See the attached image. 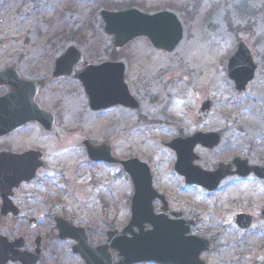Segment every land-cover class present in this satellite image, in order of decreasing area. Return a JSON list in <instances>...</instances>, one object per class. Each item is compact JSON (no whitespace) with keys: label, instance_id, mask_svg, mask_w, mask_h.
I'll list each match as a JSON object with an SVG mask.
<instances>
[{"label":"rangeland","instance_id":"1","mask_svg":"<svg viewBox=\"0 0 264 264\" xmlns=\"http://www.w3.org/2000/svg\"><path fill=\"white\" fill-rule=\"evenodd\" d=\"M129 7L175 12L185 28L178 48L166 54L153 48L147 38H137L116 49L113 36L105 32L101 9ZM239 41L249 46L258 64L257 75L244 92L236 90L227 74ZM71 44L93 63L124 59L126 80L141 105L92 111L76 79L50 83L42 93L43 102L59 116L47 144L50 157L61 160L45 172L58 188L68 191L71 212L75 211L70 219L89 230L93 245L105 242L107 230L127 223L128 178L121 167L91 163L85 139L110 144L119 158L151 160L154 169L172 183L177 181L171 170L174 152L164 145L174 137L203 129L227 130L238 132L236 140L245 149L264 146V0H0V52L27 53V60L44 57L51 62ZM205 100L212 103L210 118L201 111ZM225 146L223 142L221 148ZM61 168L64 179L58 176ZM91 177L101 186L102 211L82 213V202L94 200L97 194L83 188ZM251 187L243 191L241 209L257 212L264 196ZM229 207H223L224 217L217 211L219 220L230 217L235 208ZM4 222L0 233L10 239L54 233L42 264H84L72 252L73 242L57 238L53 220H40L35 231L28 228V219ZM221 237L222 255L210 254V264H264L263 232L242 237L230 230Z\"/></svg>","mask_w":264,"mask_h":264},{"label":"water","instance_id":"2","mask_svg":"<svg viewBox=\"0 0 264 264\" xmlns=\"http://www.w3.org/2000/svg\"><path fill=\"white\" fill-rule=\"evenodd\" d=\"M108 34L114 35V44L124 46L138 36H147L151 42L160 49L174 50L182 41L184 27L177 15L170 11L144 13L136 8L125 11H102ZM85 62L84 70L74 71V66ZM229 76L235 81L240 91L246 89L248 83L254 78L257 64L254 62L250 50L244 42L239 44L238 50L229 61ZM6 71H0V74ZM125 66L122 62H103L98 65L86 62V58L76 46H70L66 52L56 60L53 77L63 75L79 78L89 96L90 106L94 110L108 108L117 104L137 108L138 101L132 96L124 79ZM10 81L0 79V86L11 84L15 87L12 93L1 98L0 122L4 129L11 130L30 120L41 119L38 105L35 103V93L24 89V84L16 79ZM24 90V91H23ZM211 102L202 104L204 114L211 113ZM220 142L218 133H197L192 137L177 138L168 144L178 155L176 170L186 177L188 183H198L208 189L218 186L221 179L226 176L225 166L220 165L215 172H205L193 165L194 147L201 144L213 148ZM85 145L89 156L93 160H102L109 163H120L134 179L136 194L134 197L135 210L131 222L122 230L108 232V240L104 245L93 247L87 231L74 226L70 221L57 218L59 238L76 241L73 252L79 254L86 264H137L143 262H156L158 264H206L200 258L203 251L209 249V241L203 237L187 236L188 226L185 227L178 220H170L162 214L155 215L152 208L146 209L141 197L148 190H152L151 174L148 165L138 158L118 159L112 155V148L103 144L94 146L86 141ZM5 158L0 162V172L10 171V182L5 184L0 178V188L5 185L12 186L13 181L20 182L31 179L35 174V167L30 165L22 167L31 154ZM3 164V165H2ZM238 173L245 175L255 172L264 178V169L260 167L245 166L238 163ZM144 208L139 211V206ZM151 224V228L146 224ZM252 217L241 214L237 224L242 228H249ZM35 226V220L30 221V228ZM138 230L135 231L134 228ZM41 246L42 241H38ZM26 241L19 238L10 242L7 237L0 235V264L9 261L22 264H37L41 257L21 251ZM116 252L119 260L114 261L112 252ZM41 251L38 250V254Z\"/></svg>","mask_w":264,"mask_h":264},{"label":"flooded vegetation","instance_id":"3","mask_svg":"<svg viewBox=\"0 0 264 264\" xmlns=\"http://www.w3.org/2000/svg\"><path fill=\"white\" fill-rule=\"evenodd\" d=\"M44 54L46 53H40V55ZM54 67L55 60L48 62L44 57H38L36 60H27V53L0 52V71H6L0 74V79L1 77L5 81H10V78L16 79V81L25 83L24 89L28 92H36L35 103L40 107L38 110L41 112L39 118H44V120L34 119L11 130L4 129L0 122V162L9 157L8 154L23 155L25 153H33V156L31 155L22 167L27 168L28 165H32L36 168V175L33 179H26L20 183L13 181L12 186L5 185L0 188V223L9 220L35 219L37 220L35 228L38 229L40 220L51 219L54 221L57 217L70 219L75 213V211L71 212V206L67 199L68 191L62 187V184H60L62 189L58 188V185L54 183V178L48 173L49 170L53 169L51 164L60 158L50 157L49 143L47 144L50 135L54 133L58 124L59 116H56V113L53 111L54 109L48 107L43 102L42 93L50 83L73 79L67 76L52 77ZM81 68L82 66L76 67L77 70H81ZM48 72L51 73L46 75ZM13 89L15 90V87H11V84L1 85L0 97L11 93ZM207 117L210 118V116ZM52 119L53 124L51 125ZM198 132H217L220 135L221 142L218 146L209 148L197 145L193 156V164L199 166L204 171L214 172L221 164L226 166L225 172L227 175L219 182V185L215 189L210 190L198 183H188L184 175L175 171L174 166L177 157L174 153L171 160V170L172 174L177 177V181L172 183L163 174L158 173L154 169L151 160H145L150 167L154 190L146 191L144 194H141V197L146 204V209H150L151 207L155 214H163L169 219L180 221L185 227L188 226L189 236H204L207 238L210 241V247L201 254V258L204 259L206 264H210V254L216 253L219 256L222 255L220 253L222 245H218V242L223 240L221 236H224L230 230L242 237L264 233V201L261 203V206L259 205L257 212L241 209L244 198L243 191L246 190L247 186H252L251 188L258 191L261 197L264 196V178L258 176L253 171L242 175L238 173L237 166L238 163H245V166H257L264 169V146L257 144L250 149L243 148L240 142L236 140L238 132L228 133L227 130L215 131L203 129L194 131L192 135ZM226 134H229V137ZM185 136L189 135L185 134ZM223 142L226 143V146L221 148ZM198 149L203 150L206 155L200 153ZM89 161L93 164H102L94 162L91 159ZM59 162L61 163V160ZM62 172L63 169L61 168L58 176L64 179ZM12 175L10 171L0 172V178H4L5 184L10 182L9 177ZM127 178L125 208L128 223L131 221L135 210L134 197L136 188L134 180L129 176ZM91 180V182L87 183L85 179L83 188L86 191L90 188L94 191V194L96 192L97 194L94 200L87 198L89 200L86 199L84 203L82 202V213H89L93 210L94 212L102 211L103 198L101 186L95 184L93 177H91ZM234 193L237 196L232 199L231 196ZM225 205L228 207L234 206L235 209L236 207H240V209H232L231 213L229 212L231 214L229 218L219 220L217 211L223 215L225 211L223 207ZM143 209L140 205L139 211ZM240 214L252 216L253 223L249 229L245 230L238 226L237 216ZM52 227L57 230L55 221ZM35 228L31 229V231H35ZM51 234L49 236V233L43 234L37 232L30 236L19 235L18 237L26 239L27 246L24 250L33 255L40 250L38 248V239H43L41 248L42 261L39 263L42 264L47 255L48 240L54 236V233ZM28 237L31 238L28 239ZM239 240V243L243 241L242 239Z\"/></svg>","mask_w":264,"mask_h":264}]
</instances>
